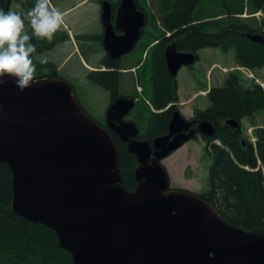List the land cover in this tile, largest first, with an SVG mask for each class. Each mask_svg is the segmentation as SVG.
Wrapping results in <instances>:
<instances>
[{"label": "water", "instance_id": "95a60500", "mask_svg": "<svg viewBox=\"0 0 264 264\" xmlns=\"http://www.w3.org/2000/svg\"><path fill=\"white\" fill-rule=\"evenodd\" d=\"M102 5L103 48L111 60H121L142 39L146 13L135 0H123L115 12L110 1ZM245 36L264 46L263 35ZM165 61L177 78L197 60L171 44ZM37 81L24 92L11 80L0 89V163L12 173L13 213L53 230L74 264H264V234L229 224L196 194L171 187L163 161L194 139V121L176 111L168 133L152 147L126 120L134 99L118 98L102 126L70 83ZM226 124L240 127L236 120ZM110 131L137 158L133 191L124 183ZM198 131L216 135L208 121Z\"/></svg>", "mask_w": 264, "mask_h": 264}, {"label": "trees", "instance_id": "16d2710c", "mask_svg": "<svg viewBox=\"0 0 264 264\" xmlns=\"http://www.w3.org/2000/svg\"><path fill=\"white\" fill-rule=\"evenodd\" d=\"M223 1L166 0L159 21L161 26H158V19L150 16L143 0H137L138 8L154 25V31H144L146 38L135 51L142 58L147 53L146 58L122 64L105 56L99 70L89 72L88 79L107 90L115 100L122 93L123 85L129 84L119 70H130L129 76L135 80L133 70L146 66V76L143 78L141 73L139 85L145 88L151 84L153 97L149 101L152 107L148 105L141 110L145 112L142 118L149 130L145 135L141 134V140L151 143L154 138L166 135L174 111L179 110L176 106L180 103L179 83L168 73L165 61V50L169 45L176 44L180 52L194 53L197 61L201 50L227 52L233 49L240 66L252 71L264 69V46L245 36L247 33L264 36V0ZM9 4L10 0H0V8L5 11L11 9ZM222 4L225 10L221 8ZM258 13L262 14L261 20L256 17ZM51 49L45 48L43 52ZM35 54L38 53L33 54V59ZM34 62L39 69H49L50 77L61 78L54 63ZM104 67L115 71L100 70ZM208 98L210 106L206 110H197L195 115L197 121H208L216 127V135L208 144L213 159L210 190L202 199L229 224L264 234V130L257 133L258 142L254 146L245 138L244 131L226 124L229 120L239 123L244 119L252 120L256 113L263 111L264 88L257 83L246 86L240 76L231 74L226 86L210 89ZM170 105L172 108L163 115H147ZM111 135L117 145L124 183L133 191L137 186V158L128 152L126 143L115 134ZM12 199V173L5 163H0V264H74L71 254L60 246L53 230L13 213Z\"/></svg>", "mask_w": 264, "mask_h": 264}, {"label": "rangeland", "instance_id": "374dc122", "mask_svg": "<svg viewBox=\"0 0 264 264\" xmlns=\"http://www.w3.org/2000/svg\"><path fill=\"white\" fill-rule=\"evenodd\" d=\"M82 0H64L63 5L60 0H54V7L60 11H66L75 6ZM114 4H118L120 0H111ZM166 0H143V5L149 10L150 16L156 17L158 22L161 21L163 6ZM169 1V0H168ZM173 0H170L172 2ZM226 1V0H224ZM223 1V2H224ZM222 9L225 10L222 4ZM13 11H18L19 7L12 5ZM244 17H247L245 14ZM256 17L261 20L262 14L258 13ZM160 25V22L158 24ZM74 35L73 44L58 47L54 54H46L43 57L34 55V60L41 61L45 59L47 63L54 59V64L58 67L61 79H64L75 88V93L80 104L86 113L102 126L106 125V113L111 107L112 97L110 93L103 87L88 79L90 70L85 65L100 67L101 61L107 54L100 44L99 36L103 30L101 21V6L98 0H92L91 3L84 4L69 15H65V24L62 26L61 32L68 33V29ZM149 32L154 31V25L150 21L147 27ZM146 29V30H147ZM168 34V33H167ZM61 35L57 40H62ZM134 51L126 55L122 59V63H130L142 58ZM141 57V58H140ZM200 60L196 62L192 68L181 69L177 80L179 83V99L180 110L184 112H192L195 110H206L210 106L208 93L213 87L226 86L227 77L231 74L240 76L246 86L254 83L264 87V69L252 71L238 64L236 53L233 49L223 51L222 49H205L199 52ZM46 64V63H45ZM146 66L143 65L139 70L134 69L135 80L129 72H123V80L130 83L139 84V79L146 76ZM138 70V71H137ZM144 70V71H143ZM49 69H39L37 66V78L47 75ZM124 84L123 89L127 85ZM138 93L144 96L143 99L149 102L153 96L151 84H147L145 88L138 85L135 87ZM144 89V90H143ZM138 109L133 111L132 115H128L126 120L135 122L140 129V134L147 133V124L143 120L142 115H137ZM186 116V115H185ZM193 115H187L191 118ZM245 138L254 146L258 142L257 133L264 130V110L255 114L252 120L244 119L242 122ZM149 132V130H148ZM215 143L219 144L218 141ZM213 159L208 150L206 142L198 136L196 139L189 141L184 147L173 153L170 157L163 161V165L168 170L172 188H185L190 191L200 193L210 190V169Z\"/></svg>", "mask_w": 264, "mask_h": 264}, {"label": "clouds", "instance_id": "9594fccd", "mask_svg": "<svg viewBox=\"0 0 264 264\" xmlns=\"http://www.w3.org/2000/svg\"><path fill=\"white\" fill-rule=\"evenodd\" d=\"M26 17L31 33L26 30L25 15L0 8V89L8 80L14 82L19 92L38 83L33 37L51 42L65 24V14L51 0H35ZM40 63L47 61L41 59Z\"/></svg>", "mask_w": 264, "mask_h": 264}, {"label": "flooded vegetation", "instance_id": "af4514ba", "mask_svg": "<svg viewBox=\"0 0 264 264\" xmlns=\"http://www.w3.org/2000/svg\"><path fill=\"white\" fill-rule=\"evenodd\" d=\"M52 1V0H51ZM54 1V0H53ZM62 1H64V0H62ZM104 1H106V0H98V2H99V5L101 6V14H102V7H103V2ZM108 1H110L111 3H112V6H113V11L115 12V11H117V9H118V7H119V5L121 4V2L123 1V0H120L119 1V3L118 4H114L111 0H108ZM136 1V3H137V0H135ZM34 3H35V0H10V4H9V7L10 6H12V5H16V6H18L19 7V10L18 11H16V12H18V13H21L22 15H25V20H26V30L27 31H29V33H31V29H30V27H28V24H27V17H26V12L31 8V6L32 5H34ZM138 5V4H137ZM139 9V8H138ZM140 10V9H139ZM142 11V10H141ZM112 22H114L115 23V14L113 15V20H112ZM148 25H149V19H148V17H147V22H146V26H145V28H144V30H143V33H144V31L147 29V27H148ZM103 26V25H102ZM148 30V29H147ZM71 32V33H70ZM70 32L68 31V33H64V32H61V31H58L57 33H56V35H55V37H54V39L51 41V42H49V41H46V40H42V39H38V38H36V37H33V40H32V42L34 43V44H36V47H37V51H40V50H42V49H45V48H52V49H54V51L58 48V47H60V44H62V43H68L69 41H70V35H72V36H77L78 34L75 32L74 33V35H73V33H72V31L70 30ZM117 34L118 35H122L121 34V32L120 31H117ZM61 35H63L64 37H62L63 39L62 40H57V38H59ZM145 35L146 34H143V36H142V39L139 41V43H138V45L136 46V48H135V50L134 51H137L138 50V48L140 47V45H141V42H144V39L146 38L145 37ZM148 35V34H147ZM168 36H170V34L168 35ZM96 38H98V39H100V40H102V42H103V39H104V28H103V30H102V32L100 33V35L98 36H95ZM39 41V42H38ZM59 41V42H58ZM156 44V43H155ZM155 44H153V45H155ZM152 45V46H153ZM133 51V52H134ZM147 54V53H146ZM110 59V58H109ZM123 59V58H122ZM122 59L121 60H117L118 61V63H122ZM111 60V59H110ZM196 62H198V61H196ZM123 64V63H122ZM121 65V64H120ZM193 66H191V67H187V68H192ZM100 70H102V71H106V72H114L115 70L112 68V69H109V68H102V69H100ZM130 70H124V69H121V70H119V72H129ZM50 73H48L47 75H45L46 77H44V78H54V77H50ZM42 77H40V79H41ZM43 79V78H42ZM138 83H136L135 84V87L136 88H138ZM135 87H134V83H130L129 85H127L126 86V88H122L121 89V91H122V93L120 94V96L118 97V98H120V97H125V98H131V99H134L135 101H136V105H135V108L128 114V115H132L133 114V111L135 110V109H138V113H137V115H143L145 112H141V110H143V109H146V107L149 105L150 107H152V105L150 104V102H147V101H145V99H143L144 98V96H142V95H140L139 93H138V91L135 89ZM144 90V89H143ZM74 92H76L75 91V88H74ZM120 93V90L118 91V94ZM75 95H76V93H75ZM76 97H77V95H76ZM153 97V96H152ZM117 98V99H118ZM77 99H78V97H77ZM117 99H115V100H112V103H111V105L117 100ZM176 106H180V103L178 104V105H176ZM172 108V105H170L169 107H167L166 109H164V110H161V111H154L153 110V113H149V114H147V115H163V113H165L166 111H168V110H170ZM179 110H180V108H179ZM179 110H175L174 111V113L176 112V111H179ZM196 111L197 110H193L192 111V117L191 118H187V117H185V114L184 113H182L181 111H179L188 121H190V122H193L194 121V124L192 125V128L191 129H193V130H195L196 131V136L194 137V139L196 138V137H198V136H200L205 142H206V144L208 145L209 144V141H210V139L211 138H207V137H204L203 135H201L200 134V132L198 131V133H197V130H198V124L200 123L199 121H197L196 120ZM107 113H108V111H107ZM107 113H106V115H107ZM173 113V114H174ZM128 121V120H127ZM232 127V126H231ZM233 128V127H232ZM233 129H235V128H233ZM235 130H241V131H243V125H242V122L240 123V127L238 128V129H235ZM110 133H113L112 131H110ZM168 133V132H167ZM113 134H115V133H113ZM116 135V134H115ZM117 136V135H116ZM140 137H141V134H140ZM140 139V138H139ZM155 139V138H154ZM153 139V140H154ZM194 139H192V140H194ZM141 140V139H140ZM150 143V142H149ZM150 145L153 147V141L150 143ZM172 189H179V190H186V191H188V192H191V193H194V194H196L197 196H199V197H201L202 198V196H204L206 193H208V192H206V193H204V192H200V193H196V192H193V191H190V190H188V189H185V188H172Z\"/></svg>", "mask_w": 264, "mask_h": 264}, {"label": "crops", "instance_id": "0c3cea01", "mask_svg": "<svg viewBox=\"0 0 264 264\" xmlns=\"http://www.w3.org/2000/svg\"><path fill=\"white\" fill-rule=\"evenodd\" d=\"M91 1L92 0H82V1H79L75 6H73L71 9H68V10H66V11H63V13L65 14V15H69L70 13H72V12H74V10L75 9H77L78 7H80V6H82V5H84V4H87V3H91ZM51 3H52V5L54 6V1L52 0L51 1ZM61 5H63V1L62 0H60V2H59ZM62 12V11H61ZM66 29H68L69 30V32H70V30H71V28H66ZM61 30V29H60ZM70 38L72 39V41L70 42V43H72L73 44V42H74V36H72V35H70ZM68 43H62V44H60V46H64V45H67ZM100 44L102 45V40H100ZM217 50V49H216ZM44 51V49H42V50H40V52L39 51H37V53L38 54H36L37 56H44V55H48V54H54V49H51V50H48V51H45V52H43ZM41 52H43V53H41ZM105 54H106V52H105ZM38 62H40V61H38ZM48 63H54V59H51V60H49V62ZM86 67H87V69L88 70H90V71H96V70H98L99 68L97 67H93V66H90V65H85ZM184 114L187 116V115H192V112H184ZM185 116V117H186Z\"/></svg>", "mask_w": 264, "mask_h": 264}]
</instances>
